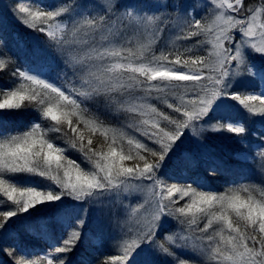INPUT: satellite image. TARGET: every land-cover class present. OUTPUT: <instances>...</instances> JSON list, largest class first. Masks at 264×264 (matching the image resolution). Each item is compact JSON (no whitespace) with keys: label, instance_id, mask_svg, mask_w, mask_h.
Segmentation results:
<instances>
[{"label":"snow or ice","instance_id":"snow-or-ice-1","mask_svg":"<svg viewBox=\"0 0 264 264\" xmlns=\"http://www.w3.org/2000/svg\"><path fill=\"white\" fill-rule=\"evenodd\" d=\"M9 10L35 43L0 21V264H264V0ZM217 135L249 169L219 191Z\"/></svg>","mask_w":264,"mask_h":264},{"label":"trees","instance_id":"trees-1","mask_svg":"<svg viewBox=\"0 0 264 264\" xmlns=\"http://www.w3.org/2000/svg\"><path fill=\"white\" fill-rule=\"evenodd\" d=\"M13 1L15 2V0H13ZM9 2H10V0H9ZM131 2H132V0H131ZM5 11H6V9L0 1V16L4 17V19H7V20L9 19V21L11 22V27H12L11 30H12L13 34H15V30H13V27L18 26L17 22H15L11 17L5 16V14H4ZM19 29H20V32L17 35L16 39L23 40L25 42V44L27 45V48L31 49L33 47V44L35 43L32 40L33 33H31L30 31H28L27 29H25L24 27H21V26L19 27ZM41 39H43L42 36H41ZM13 40L14 39L11 38V41H9V43L11 44L13 42ZM18 63L19 64L22 63V54H21V60H19ZM10 79L11 78L6 73L0 74V87L7 86L9 84ZM210 143H211L213 154L220 161L223 162L224 170H223L222 174H217L215 179L210 180L212 185H213L212 187L215 190L219 191V190H222V188L224 187V186H222L224 182H227V184H228L234 180L240 179L243 176V174L238 171L241 169V167H240L241 160L237 161L238 158H236L234 156V153L236 152L237 149H239L240 146L235 144L231 139L224 138L223 136H220V135L215 136L211 140ZM243 169L247 173H249V169L246 166L243 165ZM251 179L254 181H257V182L259 181V178L256 175H251ZM33 240H31L30 243H32V244L35 243V245H36L35 251L39 252L41 250V248H44L41 244H38L39 242H43L44 244H46L44 239L37 236ZM2 242L3 241H0V243H2ZM108 242H109V240L104 241L105 251H110V249H108V247H107ZM8 243H12V242H8ZM92 243L93 242H90L89 249H82L81 252L75 256V258H74L75 262H79L82 257L92 258L91 253H90L91 249L94 248V247H92ZM96 245H99V244H96ZM0 259L7 261V257L3 256V254H1Z\"/></svg>","mask_w":264,"mask_h":264},{"label":"rangeland","instance_id":"rangeland-1","mask_svg":"<svg viewBox=\"0 0 264 264\" xmlns=\"http://www.w3.org/2000/svg\"><path fill=\"white\" fill-rule=\"evenodd\" d=\"M255 2H256V3H258L257 1H255ZM246 3H247V2H246ZM251 5H252L253 7H255V6H256L254 3H251ZM8 10H9V9H8ZM9 13H10V14H12V12H11L10 10H9ZM106 235H107V234L103 233V238H105V237H106ZM96 240H100V238H99V237H97V238H96ZM1 254H2V253H0V256H1Z\"/></svg>","mask_w":264,"mask_h":264}]
</instances>
